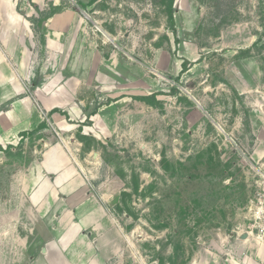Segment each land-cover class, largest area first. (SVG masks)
<instances>
[{
    "label": "rangeland",
    "instance_id": "obj_1",
    "mask_svg": "<svg viewBox=\"0 0 264 264\" xmlns=\"http://www.w3.org/2000/svg\"><path fill=\"white\" fill-rule=\"evenodd\" d=\"M2 119L0 264H264V0H0Z\"/></svg>",
    "mask_w": 264,
    "mask_h": 264
},
{
    "label": "trees",
    "instance_id": "obj_2",
    "mask_svg": "<svg viewBox=\"0 0 264 264\" xmlns=\"http://www.w3.org/2000/svg\"><path fill=\"white\" fill-rule=\"evenodd\" d=\"M56 15V14H55ZM55 15H53V16H55ZM174 14H173V11L171 10V15H170V18H171V21H172V24H171V29L173 30V32H176V29H175V25H174V16H173ZM53 16H51L50 18H52ZM49 18V19H50ZM185 70V67L183 68V70L182 71H184ZM45 113H46V115H48L49 117H51V116H53L55 113H58V112H60L61 113V111L60 110H58V109H55V110H52L51 112H46V111H44ZM44 128H46V123H45V121H43L35 130H32V131H29V132H24V133H22L21 135H20V138L21 139H24L26 136H34V135H37L38 133H40L41 132V130H43ZM14 146L13 145H10L8 148H13ZM0 152H5V150H4V147H2L1 149H0ZM173 264H175V263H173Z\"/></svg>",
    "mask_w": 264,
    "mask_h": 264
},
{
    "label": "crops",
    "instance_id": "obj_3",
    "mask_svg": "<svg viewBox=\"0 0 264 264\" xmlns=\"http://www.w3.org/2000/svg\"><path fill=\"white\" fill-rule=\"evenodd\" d=\"M21 101H27V102H31V100H30V98H28V97H26V98H24L23 100H21ZM44 111H46V110H43V112ZM52 111V110H51ZM50 112V111H49ZM11 113H14V111L13 112H9V113H5L4 115H5V119H6V122H5V124L7 123V122H10L11 120H10V118H9V115H7V114H11ZM56 114V113H55ZM55 114L53 115V117L55 116ZM13 117V116H12ZM67 118V117H66ZM4 120L2 119L1 120V122H0V125L1 126H3L4 125V122H3ZM11 124H14V122L13 121H11L10 122ZM42 123V121H39V122H37V118L36 119H32V120H30L29 122H28V124H27V126L28 127H26V128H23V129H21V130H19V131H22V130H29V129H33V130H35L40 124ZM23 123H17L16 125V127L17 128H19V126L20 125H22ZM15 126V125H14ZM35 128V129H34ZM32 131V130H31ZM20 133V132H19ZM22 134V133H21ZM20 134V135H21ZM2 139L3 138H0V144L2 143L1 141H2ZM10 143H14V142H10ZM10 145H12V144H10ZM59 160V159H58ZM58 160H55V163H58L59 161Z\"/></svg>",
    "mask_w": 264,
    "mask_h": 264
},
{
    "label": "built area",
    "instance_id": "obj_4",
    "mask_svg": "<svg viewBox=\"0 0 264 264\" xmlns=\"http://www.w3.org/2000/svg\"><path fill=\"white\" fill-rule=\"evenodd\" d=\"M261 189L259 192V200L257 206V213H255V216L258 218L259 221H261V227H262V233H263V240L262 243H264V181H262ZM259 206V207H258ZM258 239H260L258 237ZM260 245V241L257 242ZM264 246V245H263Z\"/></svg>",
    "mask_w": 264,
    "mask_h": 264
}]
</instances>
